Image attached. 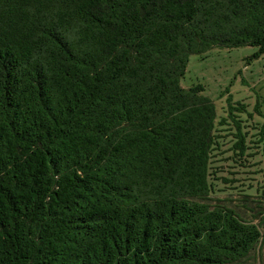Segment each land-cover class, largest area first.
I'll return each instance as SVG.
<instances>
[{
	"label": "trees",
	"instance_id": "obj_1",
	"mask_svg": "<svg viewBox=\"0 0 264 264\" xmlns=\"http://www.w3.org/2000/svg\"><path fill=\"white\" fill-rule=\"evenodd\" d=\"M242 47L264 55V0H0V264L247 259L259 225L211 198L258 193L235 184L264 126L251 146L244 105L216 122L180 85Z\"/></svg>",
	"mask_w": 264,
	"mask_h": 264
},
{
	"label": "rangeland",
	"instance_id": "obj_2",
	"mask_svg": "<svg viewBox=\"0 0 264 264\" xmlns=\"http://www.w3.org/2000/svg\"><path fill=\"white\" fill-rule=\"evenodd\" d=\"M256 51L254 47L214 48L202 55H191L184 76L180 80V85L184 89L196 85L203 87L202 94L215 106L216 122L221 118H227L229 104L235 107L239 104L244 105L245 112L235 114L243 121V131L248 133L247 142L251 146L255 144H250V140L254 142L259 140L264 126V55L256 58ZM231 133V131L222 133L228 135L225 141L233 139ZM258 143L260 149L255 150L256 157L248 164V169H241L240 175L236 176L239 183L235 184L238 186L250 182L253 188L260 186L257 189L258 193L254 191L252 194L248 191L250 197H245L235 189H226L224 192H217L211 198L212 204L222 202L238 213L243 220L260 227L262 234L260 242L249 257L239 264H264V195L260 194L261 188L264 187V141ZM224 157L226 156H222L221 159ZM226 170L233 171L228 168Z\"/></svg>",
	"mask_w": 264,
	"mask_h": 264
}]
</instances>
